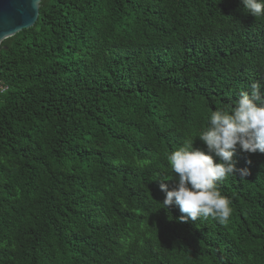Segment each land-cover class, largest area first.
Instances as JSON below:
<instances>
[{
  "label": "trees",
  "instance_id": "trees-1",
  "mask_svg": "<svg viewBox=\"0 0 264 264\" xmlns=\"http://www.w3.org/2000/svg\"><path fill=\"white\" fill-rule=\"evenodd\" d=\"M252 82L240 0H41L0 43V264H264V153L237 146L224 223L180 222L157 177Z\"/></svg>",
  "mask_w": 264,
  "mask_h": 264
},
{
  "label": "clouds",
  "instance_id": "clouds-1",
  "mask_svg": "<svg viewBox=\"0 0 264 264\" xmlns=\"http://www.w3.org/2000/svg\"><path fill=\"white\" fill-rule=\"evenodd\" d=\"M240 2L253 17H264V0ZM262 87L259 82H252L249 91H240L234 106L211 112L207 126L195 136L204 148L194 147V137L166 155L172 175L157 176L165 193L162 205L178 206L183 214L178 217L180 222L211 216L224 223L230 218L231 202L222 195L218 182L237 173L242 178L249 175L248 168H236L233 157L237 146L245 152L264 153ZM6 91L0 86V93ZM163 181H171V187Z\"/></svg>",
  "mask_w": 264,
  "mask_h": 264
},
{
  "label": "water",
  "instance_id": "water-1",
  "mask_svg": "<svg viewBox=\"0 0 264 264\" xmlns=\"http://www.w3.org/2000/svg\"><path fill=\"white\" fill-rule=\"evenodd\" d=\"M41 0H0V43L31 27L39 14Z\"/></svg>",
  "mask_w": 264,
  "mask_h": 264
}]
</instances>
